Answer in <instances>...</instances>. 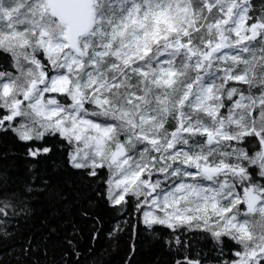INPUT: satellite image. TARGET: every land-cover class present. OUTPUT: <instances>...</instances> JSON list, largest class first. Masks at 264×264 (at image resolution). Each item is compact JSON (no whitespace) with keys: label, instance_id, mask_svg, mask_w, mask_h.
<instances>
[{"label":"snow or ice","instance_id":"1","mask_svg":"<svg viewBox=\"0 0 264 264\" xmlns=\"http://www.w3.org/2000/svg\"><path fill=\"white\" fill-rule=\"evenodd\" d=\"M0 264H264V0H0Z\"/></svg>","mask_w":264,"mask_h":264}]
</instances>
